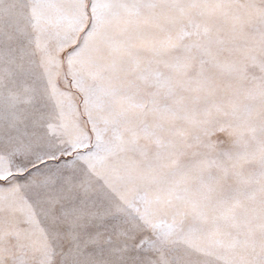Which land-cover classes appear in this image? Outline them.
Masks as SVG:
<instances>
[{"label": "snow or ice", "instance_id": "obj_1", "mask_svg": "<svg viewBox=\"0 0 264 264\" xmlns=\"http://www.w3.org/2000/svg\"><path fill=\"white\" fill-rule=\"evenodd\" d=\"M0 264H264V0H0Z\"/></svg>", "mask_w": 264, "mask_h": 264}]
</instances>
